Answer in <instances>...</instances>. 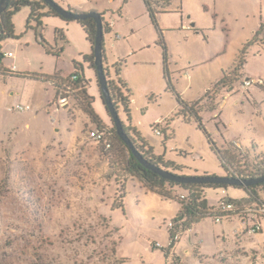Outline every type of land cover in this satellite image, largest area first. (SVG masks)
I'll list each match as a JSON object with an SVG mask.
<instances>
[{"label": "rangeland", "instance_id": "374dc122", "mask_svg": "<svg viewBox=\"0 0 264 264\" xmlns=\"http://www.w3.org/2000/svg\"><path fill=\"white\" fill-rule=\"evenodd\" d=\"M62 3L104 13L112 29L104 40L110 78L116 81L113 66L123 62L121 77L130 90L131 120L120 106L122 122L156 154L180 164L179 174L224 175L195 117L179 114L181 106L164 75L159 32L144 0ZM181 8L191 14L188 22L196 21L204 30L167 34L175 90L185 100H196L230 75L233 90L215 88L217 110L215 116L203 113L204 123L217 147L226 141L241 143L245 154L236 152L235 166L243 169V161L249 170L264 166V28L256 35L264 23V0H174L164 13V24L180 25ZM29 14L24 7L15 15L19 38L0 47V53L15 54L4 59L5 69L15 64L19 72L0 74V264H264V241H242L253 235L238 233L236 218H205L179 233L169 249L168 225L179 202L162 198L127 174L130 150L125 143L114 137L112 149L105 150L90 138L97 123L84 110L81 90L65 109L55 103L50 78L60 81L76 71L75 62L81 63L92 107L103 117L100 127L114 126L95 71L83 62L91 48L80 24L53 16L37 31L35 22L27 25ZM59 29L64 33L59 35ZM46 45L59 49L58 55L48 52ZM245 47L244 66L235 72ZM248 78L263 83L249 86ZM211 102L206 97L199 107L204 110ZM18 104L25 109L10 110ZM244 196L243 189L233 186L207 191L210 205ZM115 200L123 206H115Z\"/></svg>", "mask_w": 264, "mask_h": 264}, {"label": "trees", "instance_id": "16d2710c", "mask_svg": "<svg viewBox=\"0 0 264 264\" xmlns=\"http://www.w3.org/2000/svg\"><path fill=\"white\" fill-rule=\"evenodd\" d=\"M59 4H62V0H54ZM152 23L155 25L156 29L159 32V44L163 47V58H164V75L167 81L168 89H172L176 93V97L178 103L181 106L179 114H183L186 119L191 118L192 116L195 117V120L198 123L200 129H202L208 137L209 142L213 146L216 154L218 155L222 166L225 169V174L228 177L237 178V179H258L264 177V166H259L257 164L256 167L249 170L248 164L245 162L241 168V164L235 166V158L236 152L240 151L243 152L241 143L237 141H226L223 147H217L215 144V140L212 139L206 124L204 123V118L202 117L203 112L209 111H216L217 110V103L214 101L215 98L212 97V94H215V88L217 90L223 86V88H228L229 91L233 90V82L229 81L230 75H224L214 86L213 89L208 90L204 97H201L197 101L189 102L185 100L182 95L179 94L175 90V85L170 77V72L168 68V50L167 45L164 38V31L160 27L158 15L162 13H166L171 10V2L172 0H144ZM24 7H28L30 10L29 18L27 21L28 27L31 25L32 22L36 23V29H39L43 26L44 19L53 16L61 17L57 12H55L49 4L45 0H7L6 7L0 11V47L1 44L8 40L18 39V35L15 30L14 25V17L15 15ZM69 9L76 11V12H90V11H79L77 9H73L68 7ZM95 11V10H92ZM101 13V12H100ZM103 15V13H101ZM62 18V17H61ZM63 19V18H62ZM66 20V19H63ZM72 21V20H66ZM77 22L82 27L87 41L90 42L92 48L95 44V38L97 34V23L93 18H86L77 20ZM264 28V24L261 25L260 29L256 32V35L260 33V30ZM105 32H108L107 26L104 25ZM57 33L60 35L62 32L57 30ZM40 36V42L42 44H46L45 39L41 32H38ZM47 51L58 55L59 49L55 47H51L46 45ZM3 53H1L2 55ZM241 57L239 61L235 65L234 71L239 72L242 70L245 62V55H246V47L243 49L241 53ZM104 56V68L106 71V75L108 78V86L110 90V94L112 96V100L119 110V107L122 106L125 113L127 114L128 120H131V109H130V90L128 88L127 83L121 77L122 74V66L123 62L117 61L114 64L115 74H116V81L111 80L108 68L106 66V54L105 49L103 51ZM95 56L93 49L90 53L83 55V62L89 66V68L93 69L96 74L97 83L99 85V80L97 76L96 66H95ZM75 73L78 75V80L76 85L81 86V93L84 95L86 99V104L84 106V110L88 115L92 118L94 122L97 123V126L100 127V116L95 112L92 107L93 98L88 94L87 85L88 80L85 78L84 72L82 71V64L77 63L75 64ZM55 81V87L57 92V80ZM100 87V86H99ZM123 89H126L128 92L127 95L124 94ZM208 97L211 98V105L208 108L202 110L199 107V104H202L203 100ZM109 113V111H107ZM215 117H213L214 119ZM218 124V123H217ZM126 132L131 137L132 141L134 142L137 149L143 154V156L151 163L162 167L163 169L169 170L173 173L179 174V171L183 168L180 164H177L174 161H166L163 155H158L155 153L154 148L151 144L145 141L140 134L132 129L131 126H127L123 123ZM158 125H155L154 130L155 132L158 130ZM112 131L114 132L115 137L121 142L124 143L119 136L117 135L115 126L111 127ZM160 131V130H159ZM161 133V131H160ZM128 147V146H127ZM129 148V147H128ZM130 150V149H129ZM245 154V153H244ZM240 161V160H239ZM264 162V161H261ZM241 168V169H239ZM127 174L131 177H137L142 180L146 187L165 197L168 199H175L180 204V210L176 217L171 221L173 226L168 225V232L170 238V245L169 249L173 248L178 241H174V236L176 233H184L190 230L193 225L201 222L205 218H211L214 221L217 220H228L230 218H241L243 215V210L246 207L254 208L258 206L264 205V181L252 184L249 186L244 185H228V184H221V183H197V182H189V183H181L172 181L162 177L161 175L157 174L156 172L152 171L151 169L146 168L143 166L139 160L133 155L130 150L129 157L126 161V168ZM208 175V174H204ZM233 186L235 188L243 189L245 191V196L239 199L233 198H224L218 201L215 205H210L208 198H207V191L209 189H223L226 190L228 187ZM121 198H125L126 195H119ZM222 203H233L236 206L240 207L239 211H222L221 204ZM115 206L122 207L123 203L115 200ZM248 214V213H247ZM246 214V215H247ZM168 249V250H169ZM168 256V255H167Z\"/></svg>", "mask_w": 264, "mask_h": 264}, {"label": "water", "instance_id": "95a60500", "mask_svg": "<svg viewBox=\"0 0 264 264\" xmlns=\"http://www.w3.org/2000/svg\"><path fill=\"white\" fill-rule=\"evenodd\" d=\"M49 6L57 12L63 19L66 20H80L86 18H93L97 23V34L95 38V44L93 46V52L95 56V66L97 71V76L99 80V86L102 93V98L107 106V110L114 122L117 135L119 138L129 147L133 155L139 160V162L148 169L156 172L162 177L181 183L197 182V183H221L228 185H244L249 186L264 181V177L258 179H237L228 177L226 175H182L176 174L169 170L163 169L162 167L149 162L143 154L137 149L134 142L132 141L129 134L126 132L123 122L119 116V111L115 106L112 96L110 94L108 86V78L104 68V40H105V30H104V18L102 14L98 11L90 12H76L69 8L62 6L54 0H45ZM7 5V0H0V11H2ZM195 23L192 24V27Z\"/></svg>", "mask_w": 264, "mask_h": 264}, {"label": "built area", "instance_id": "2783aa9c", "mask_svg": "<svg viewBox=\"0 0 264 264\" xmlns=\"http://www.w3.org/2000/svg\"><path fill=\"white\" fill-rule=\"evenodd\" d=\"M186 28H190V26H187ZM12 52L4 53L1 55L0 53V60L3 57H13ZM11 72H15L16 66L13 65L9 69ZM78 80V75L76 73H73L67 78H64L60 81H58L57 85V98H56V105L59 109H65L70 105L71 97L76 91L81 90L80 85H76V82ZM256 83L262 84V80H254V79H246L247 85H254ZM24 110L25 107L22 104H18L17 106H11L10 110ZM157 134H160V131H156ZM90 138L94 140L97 144L101 145L105 150L112 149L113 146V138L115 137L114 132L111 128L106 126L101 127H94L89 132ZM222 206L220 207L222 211H239L241 208L236 206L233 203H222ZM248 213V214H247ZM243 215L241 218H238L237 220L240 223V227L238 228L237 232H246L249 235H255L259 231H261L263 227V219H264V205L258 206L254 208L246 207L243 210ZM247 214V215H246ZM170 226H173V224L170 222ZM179 240V233H176L174 236V241Z\"/></svg>", "mask_w": 264, "mask_h": 264}, {"label": "crops", "instance_id": "0c3cea01", "mask_svg": "<svg viewBox=\"0 0 264 264\" xmlns=\"http://www.w3.org/2000/svg\"><path fill=\"white\" fill-rule=\"evenodd\" d=\"M174 4V0H172V2H171V8H172V5ZM62 6H64L63 5V3L61 4ZM68 7H71V8H73V9H77V8H75L72 4L70 5H68ZM67 7V8H68ZM77 10H79V11H92V10H95V11H98V12H101V10H99L98 8H91L90 10H85V9H77ZM181 24L180 25H178V24H175V26H172V25H166V24H164V20H165V15H164V13H162V14H159L158 15V20H159V24H160V27L163 29V33H164V38H165V42H166V45H167V50H168V68H169V71H172V69H171V66H170V60H172V57L173 56H171L172 54H170V51H169V48H168V33L169 32H171V31H173V30H177L178 32H185L186 33V35H188L189 33V31H194L196 34H200V33H202L203 32V30L204 29H202L201 28V30L199 29V27H198V23L196 22V21H190V22H188L187 21V19L188 20H191L192 19V16H191V14H185L184 12H182V8H181ZM101 13H103V12H101ZM149 13V12H148ZM104 14V13H103ZM103 16V18H104V15H102ZM216 17H217V14L215 15ZM66 21V20H65ZM193 23H195V26L194 27H192V24ZM262 24H264V23H261L260 24V27H261V25ZM104 25L105 26H107V29L109 30L108 32H105V35L106 34H109V33H111L112 32V29L110 28V26H109V24L108 23H105V19H104ZM174 25V24H173ZM187 26H190V28H186ZM81 27V26H80ZM81 29H82V27H81ZM60 30V29H59ZM83 30V29H82ZM61 31H62V29H61ZM63 32V31H62ZM84 32V31H83ZM64 33V32H63ZM85 34V33H84ZM86 36V35H85ZM86 40H87V38H86ZM9 41V40H8ZM88 42V41H87ZM88 44L90 45V51L88 52V53H90L91 51H92V46H91V44H90V42H88ZM13 53V52H12ZM88 53H86V54H88ZM13 57H3L1 60H2V62L0 63V74H3V75H5L6 77L7 76H10L11 74H18L19 72H16V70H17V66H16V70H15V72H11L9 69L10 68H7V69H5V65H4V59L5 58H15V54L13 53ZM83 55H85V54H83ZM83 57V56H82ZM75 64H76V62H75ZM13 66V65H12ZM11 66V67H12ZM88 66V65H87ZM88 68H89V66H88ZM90 70H91V68H89ZM164 69V68H163ZM93 70V69H92ZM82 71L83 72H85L84 71V67H83V64H82ZM75 73V72H74ZM10 74V75H9ZM170 74H171V72H170ZM72 75V74H71ZM69 77V76H68ZM64 78H67V77H59L58 79H64ZM44 79V78H43ZM50 79H55L54 77H52V78H50ZM53 82V84H55L54 82L55 81H52ZM56 88V87H55ZM101 92V91H100ZM201 98V97H200ZM199 98V99H200ZM103 100V99H102ZM198 99H196V100H187V101H189V102H193V101H197ZM214 113V116H215V111H209L208 113ZM203 113H205V112H203ZM202 113V114H203ZM101 118H103L101 115H99ZM206 127L208 128V126L206 125ZM206 174H208V173H206ZM143 184V183H142ZM144 188H146L147 189V187H145L144 186ZM151 191V190H150ZM153 192V191H152ZM155 193V192H154ZM157 194V193H156ZM159 195V194H158ZM159 196H161V195H159ZM162 198H165V197H163V196H161ZM165 199H168V198H165ZM180 205V204H179ZM179 210H180V206H179ZM179 210H178V212H179ZM178 212H177V214H178ZM258 236H260V238L258 237ZM262 236H264V223H263V227H262V229H261V231H259L257 234H255V235H253V238L251 239V238H248V239H245L246 237H243L241 240L242 241H264V238H262ZM181 240V239H180Z\"/></svg>", "mask_w": 264, "mask_h": 264}, {"label": "flooded vegetation", "instance_id": "af4514ba", "mask_svg": "<svg viewBox=\"0 0 264 264\" xmlns=\"http://www.w3.org/2000/svg\"><path fill=\"white\" fill-rule=\"evenodd\" d=\"M115 126V125H114Z\"/></svg>", "mask_w": 264, "mask_h": 264}]
</instances>
